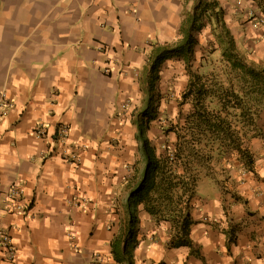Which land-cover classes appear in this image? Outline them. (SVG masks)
Returning <instances> with one entry per match:
<instances>
[{
  "label": "crops",
  "instance_id": "1",
  "mask_svg": "<svg viewBox=\"0 0 264 264\" xmlns=\"http://www.w3.org/2000/svg\"><path fill=\"white\" fill-rule=\"evenodd\" d=\"M216 1L238 50L264 64V0ZM196 3L0 0V264H118L111 242L141 158L132 111L147 56L181 38ZM212 27L196 32V47ZM258 158L254 178L241 169L238 200L200 179L190 237L201 258L170 247L169 224L139 207L132 264H264V150ZM13 185L23 212L7 211Z\"/></svg>",
  "mask_w": 264,
  "mask_h": 264
},
{
  "label": "trees",
  "instance_id": "2",
  "mask_svg": "<svg viewBox=\"0 0 264 264\" xmlns=\"http://www.w3.org/2000/svg\"><path fill=\"white\" fill-rule=\"evenodd\" d=\"M223 16L216 0H197L184 14L180 39L151 46L146 60L143 105L132 113L141 158L126 182L125 217L119 220L111 242V254L118 264H132L139 207L156 224H169L170 247H187L190 254L201 258L199 247L190 237L194 223L191 210L200 179L215 180L211 171L219 161L223 165L235 161L245 171L255 172L250 142L261 136L256 119L264 107V64L248 60L238 50ZM203 18L207 20L203 22ZM206 22L213 26L211 31L217 30L215 43L221 51L222 67L219 72L203 75L192 64L195 34ZM171 58L184 64L187 81L181 101L189 109L185 114L179 111L176 121L162 127L164 136L172 138L157 153L147 132L157 119L152 104L159 67ZM234 231L230 228L229 242L234 241Z\"/></svg>",
  "mask_w": 264,
  "mask_h": 264
},
{
  "label": "rangeland",
  "instance_id": "3",
  "mask_svg": "<svg viewBox=\"0 0 264 264\" xmlns=\"http://www.w3.org/2000/svg\"><path fill=\"white\" fill-rule=\"evenodd\" d=\"M189 11L186 10V13ZM205 21L206 18H203V22ZM216 33L217 30H210V40H208L206 43L202 42L199 44V47H196L198 44L197 42L195 46V49L197 48L198 53L194 58L192 67L200 74L204 75L211 72H219L222 67L221 51L215 43ZM186 80L187 75L186 71L184 70L183 62L180 63V65L175 62L173 64L163 63L159 67V80L155 85L153 92L154 104H152V109L156 110L157 119L152 122L150 130L147 132L150 143L156 148L157 153L162 151V144L167 141H171L172 138L171 136H164L161 130L162 127H166L170 121L172 123L176 121L179 111L185 114L189 109V105L182 104L181 101V93L186 85ZM144 97L145 96L142 92L141 97L135 104L136 109L141 108ZM256 124L260 129L261 136L253 139L250 142V149L255 157V167L256 164L259 165L258 161L256 163V160L260 153L264 150V107L256 119ZM241 169L242 168L235 161H231V165H223L221 161L216 162L213 165L211 174L215 180H211L218 184L222 197L233 200H238L240 198L238 195L237 185L240 180L244 181V179H242L243 172ZM252 175L254 178V173H252ZM204 178L207 177H203L201 179ZM255 178H257V176H255Z\"/></svg>",
  "mask_w": 264,
  "mask_h": 264
},
{
  "label": "built area",
  "instance_id": "4",
  "mask_svg": "<svg viewBox=\"0 0 264 264\" xmlns=\"http://www.w3.org/2000/svg\"><path fill=\"white\" fill-rule=\"evenodd\" d=\"M66 132H67V128L65 126H62L60 128V134L64 135V134H66ZM8 197H9V199L14 201V202L12 201V205L7 209L8 213H14V212H20V211L23 212L24 211L22 208H23V205H25V203L21 200L22 199V190L18 186L13 185L9 188ZM4 242H5L4 247L8 253L9 258L13 259L15 256V253H14L13 249L10 247V243L6 237H4Z\"/></svg>",
  "mask_w": 264,
  "mask_h": 264
}]
</instances>
